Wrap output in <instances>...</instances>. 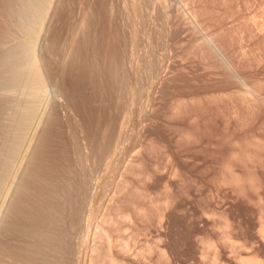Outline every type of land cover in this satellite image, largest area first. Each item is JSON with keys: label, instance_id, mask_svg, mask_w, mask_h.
<instances>
[{"label": "rangeland", "instance_id": "1", "mask_svg": "<svg viewBox=\"0 0 264 264\" xmlns=\"http://www.w3.org/2000/svg\"><path fill=\"white\" fill-rule=\"evenodd\" d=\"M86 1H41L57 121L39 10L3 23L29 70H0V264H264V0Z\"/></svg>", "mask_w": 264, "mask_h": 264}, {"label": "bare ground", "instance_id": "2", "mask_svg": "<svg viewBox=\"0 0 264 264\" xmlns=\"http://www.w3.org/2000/svg\"><path fill=\"white\" fill-rule=\"evenodd\" d=\"M41 1L42 0H0V34L3 32V30H4V28H6V26H4L3 25V23L4 22H10V21H14V22H17L22 16H24V17H26V18H28V17H30V16H33V14L37 11L38 12V10H39V13H37L38 15H39V26H38V30H37V33H36V35H35V37H34V43H35V45H34V52H33V56H34V59H35V63H34V65H32V67L35 69V71L37 72V73H39V74H42V75H44V73H49L48 75L52 78V79H54L55 80V83H56V85H57V87H58V89L59 90H61V92H60V94H59V97H58V103H56L55 102V104H54V109H56V111H55V114H52V118L53 117H55V119L53 118V121L54 120H56V119H58V118H60V116H61V114H60V110H58V106L59 107H61V105L62 104H65V103H67V99L65 98V93H62V89H61V87H62V85H61V81H60V75L58 76V73H57V70H54L53 68H50L49 67V64H48V58H47V56H46V54H45V50H46V47H47V44H48V31H49V29L53 26V24H54V18H55V5L53 6V7H51L50 9H48L46 12H44V15H43V11L41 10ZM62 1H65V0H62ZM86 9H88V12L90 13V12H95L96 11V9H95V11H94V9L92 10V8H93V6H95V5H93V2H92V0H87L86 1ZM95 8V7H94ZM84 9H85V7H84ZM92 12V13H93ZM41 13V14H40ZM84 13V12H83ZM57 14V13H56ZM88 14V13H87ZM86 14V15H87ZM91 14V13H90ZM89 14V15H90ZM86 15L84 16V17H86ZM92 15V14H91ZM83 16V15H82ZM92 17H95L94 15L92 16ZM88 18V17H87ZM92 19V18H91ZM37 20H38V18H37ZM83 20V19H82ZM84 20H85V18H84ZM83 20V21H84ZM89 21H90V19H88ZM93 20H94V18H93ZM93 20H91V23H93L92 21ZM3 21V22H2ZM88 21V22H89ZM82 22V21H81ZM86 25H87V23L86 22H84ZM90 23V24H91ZM95 23V22H94ZM90 24H89V27H90ZM96 24V23H95ZM91 26H93L92 24H91ZM92 27H90V29H91ZM7 29H9V28H7ZM78 30V29H77ZM89 30V29H88ZM87 30V31H88ZM75 31V30H74ZM90 31H92V30H90ZM94 32V31H93ZM75 33V32H74ZM6 34V33H5ZM91 34H93V33H91ZM4 35V34H3ZM8 36H10L11 37V39L9 40V42L7 41V42H1L0 43V70L1 71H4V72H6L7 74H11V73H15V75H23V74H25V72H27V70H29L28 68H29V66H28V63H26V62H24V60H25V53L27 52V49H26V46H25V44H22V43H19V41L15 38V37H12L10 34L8 35ZM72 36V38H73V35H71ZM76 36H77V34H76ZM89 37V36H88ZM94 38V37H93ZM75 40V39H74ZM89 41V40H88ZM69 42V41H68ZM92 42V41H91ZM75 43V42H74ZM93 43V42H92ZM2 44V45H1ZM68 45H70V44H68ZM75 45V44H74ZM71 46V45H70ZM72 47V46H71ZM71 47H69L70 49H71ZM93 47V46H92ZM67 49H68V46L66 47ZM67 49H65V52H66V50ZM68 52V51H67ZM33 61V60H32ZM51 66V65H50ZM7 81V86L5 87V89H11V87H14L13 85H15L13 82L10 84L9 83V80H6ZM16 85H22V81L21 80H18L17 82H16ZM64 91V90H63ZM65 99V100H64ZM69 100V99H68ZM70 104V103H69ZM71 109H74V107L72 108V104L69 106ZM74 111V110H73ZM72 111V112H73ZM75 112V111H74ZM138 113V112H137ZM54 115V116H53ZM75 117H76V115H75ZM52 121V122H53ZM57 121V120H56ZM51 122V121H50ZM78 122V121H77ZM79 123V122H78ZM46 124H49V123H46ZM52 124V123H51ZM51 126V125H50ZM50 126H49V128H48V125H46L45 127H47V130H46V128H44L45 129V131L47 132L49 129H51L50 128ZM53 126V125H52ZM51 126V127H52ZM53 128V127H52ZM53 130V129H52ZM49 132V131H48ZM52 132V131H51ZM50 133V132H49ZM49 133H47V135H50ZM46 134V133H45ZM44 134V135H45ZM45 137H46V135H45ZM87 144V143H86ZM42 149H45V148H42ZM46 150V149H45ZM42 152H44L43 150H42ZM47 152V151H46ZM46 152H44V154L46 153ZM37 153V152H36ZM36 153L35 154H33V155H35V157L36 156H38V159L41 157L42 159H43V156L40 154L41 152H39V154H40V156H39V154L38 155H36ZM43 154V155H44ZM32 155V156H33ZM34 156H33V158H35ZM37 158V157H36ZM35 158V159H36ZM40 158V160L42 161V159ZM46 158H47V156H46ZM37 160V159H36ZM45 160V159H44ZM38 161V160H37ZM40 161V162H41ZM46 161H47V159H46ZM38 165H39V162H36ZM36 164V165H37ZM37 165V166H38ZM40 167H41V163H40V165H39ZM38 166V167H39ZM42 166H43V164H42ZM29 171V170H28ZM31 171V170H30ZM31 173V172H30ZM30 173L28 174V175H30ZM33 173H34V171H33ZM1 174V173H0ZM22 174V173H21ZM20 174V176H22ZM3 175H1V178L3 179V177H2ZM20 176H18V178L20 177ZM1 178H0V190L1 189H4V186H3V182H1V181H4V179L3 180H1ZM92 182V181H91ZM90 182V183H91ZM5 183V182H4ZM93 184V183H92ZM6 188V187H5ZM91 189V188H90ZM7 190V189H6ZM2 191V190H1ZM0 191V192H1ZM6 192V191H5ZM2 193H4V191L2 192ZM7 195H10L9 194V192L7 191ZM13 193V192H12ZM6 194V193H5ZM16 194H18V195H20L19 193H16ZM2 194H0V196H1ZM4 195V194H3ZM15 195V194H14ZM6 196V195H5ZM4 196V197H5ZM11 196H13V194H11ZM4 197H3V199H1L2 200V202H3V200H7V198H9V196L7 197H5L6 199H4ZM16 197H17V195H16ZM22 197H24V195L22 196ZM18 198V197H17ZM17 198H15V199H17ZM10 199V198H9ZM24 199V198H23ZM22 199V200H23ZM12 200V199H11ZM8 201V200H7ZM16 201V200H15ZM19 201V200H18ZM20 201H21V198H20ZM24 201V200H23ZM11 202V201H10ZM14 202V201H13ZM3 203H5V201L3 202ZM2 203V204H3ZM9 203V202H8ZM8 203L6 204V207H8ZM16 203H18L19 204V202H16ZM13 204V203H12ZM4 205V204H3ZM3 205H0V206H3ZM15 205V204H14ZM17 205V204H16ZM5 207V205L1 208L0 207V209L1 210H3L2 212H1V210H0V213H1V215H0V222L2 223V225L4 224V222H2V221H4L5 220V218H4V211L6 210L7 211V209H5L6 208ZM14 207V206H13ZM13 207H11V209L13 208ZM17 207V206H16ZM18 208V207H17ZM15 209L14 211L15 212H17V210L19 209ZM5 209V210H4ZM9 209H10V207H9ZM12 211V210H11ZM19 211V210H18ZM15 212L13 213V211H12V214H15ZM18 213V212H17ZM6 214V213H5ZM16 215V214H15ZM12 216H14V215H10V219H12ZM5 217H6V215H5ZM14 217H17V216H14ZM21 217V216H20ZM3 218H4V220H3ZM8 220V219H7ZM5 221V222H7V223H9L10 224V227L12 228V226H14V224H16L15 222V220H14V218H13V220L12 221H15L14 222V224L12 225L10 222H12V221H10V220H8V221H10V222H8V221ZM5 225V224H4ZM8 224H6L5 226H7ZM12 225V226H11ZM0 226H1V224H0ZM5 226H4V228H5ZM16 226V225H15ZM15 226L13 227L14 229H15ZM3 227V226H2ZM2 227H0L2 230H3V228ZM7 227H9V226H7ZM7 227L4 229V233L8 236V234H7V232L5 231L6 229H7ZM9 227V228H10ZM103 227V226H102ZM263 227V226H262ZM9 228H8V230H9ZM106 229V228H105ZM101 230H102V228H101ZM10 231H14L13 229L11 230L10 229ZM100 231V230H99ZM15 232V231H14ZM14 232H12L13 234H14ZM104 232V231H103ZM9 234H11L10 232H8ZM106 232H104V234H105ZM12 234V235H13ZM11 235V236H12ZM5 237V235L2 233V231L0 232V251H4V250H7V252H9V254L10 253H12L13 251H17L18 252V250H17V248L15 247V243L14 242H12V239L13 238H11V236H9V238L8 237ZM14 237V236H13ZM109 237H111V235L109 236ZM108 237V238H109ZM10 238H11V240H10ZM106 239V238H105ZM126 240V239H125ZM14 241V240H13ZM108 241H110V239L108 240ZM127 244H129V243H127ZM126 245V244H125ZM107 252V251H106ZM109 252V251H108ZM2 253H6L5 251L4 252H1V254ZM15 253V252H14ZM14 253H12V256H13V254ZM19 253V252H18ZM32 253V252H31ZM7 254V253H6ZM23 254V253H22ZM25 254V253H24ZM34 254V253H33ZM98 254V253H97ZM8 255V254H7ZM11 255V254H10ZM14 255H16V254H14ZM18 255V254H17ZM26 255H28L29 256V253L27 254L26 253ZM26 255H24V256H26ZM31 255V254H30ZM2 256H4V254L2 255ZM27 256V257H28ZM108 256H109V254H108ZM9 257V256H8ZM15 257V256H14ZM19 256H16V258H18ZM32 257V256H31ZM30 257V258H31ZM36 257V256H35ZM103 257H104V255H103ZM10 258V257H9ZM22 258V257H21ZM23 258H25V257H23ZM33 258V257H32ZM111 258V257H110ZM248 258V257H247ZM247 258H245V259H247ZM251 259L249 260L250 262H251V264H261V263H259L260 261L258 260V258L256 259V258H252V257H250ZM6 259V258H5ZM11 259H13L12 257H11ZM20 258H18V260H19ZM17 260V259H16ZM17 260V261H18ZM29 260H31V259H29ZM34 260V259H33ZM109 260V259H108ZM112 260V259H111ZM10 261V260H9ZM8 261V262H9ZM23 261V260H22ZM25 261V260H24ZM35 261V260H34ZM120 261V260H119ZM76 262V261H75ZM82 262V261H81ZM249 262V263H250ZM2 263V262H1ZM14 263V262H13ZM78 263V262H77ZM79 263H80V259H79ZM4 264V263H3ZM10 264V263H9ZM20 264V263H19ZM76 264V263H75ZM82 264V263H81Z\"/></svg>", "mask_w": 264, "mask_h": 264}]
</instances>
